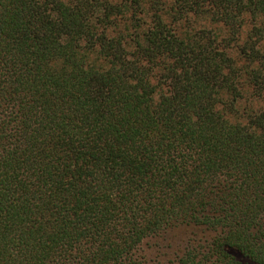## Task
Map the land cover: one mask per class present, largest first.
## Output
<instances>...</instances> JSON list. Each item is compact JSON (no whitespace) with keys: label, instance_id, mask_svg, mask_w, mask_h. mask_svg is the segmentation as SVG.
<instances>
[{"label":"trees","instance_id":"16d2710c","mask_svg":"<svg viewBox=\"0 0 264 264\" xmlns=\"http://www.w3.org/2000/svg\"><path fill=\"white\" fill-rule=\"evenodd\" d=\"M180 229L167 264H264V0H0V264Z\"/></svg>","mask_w":264,"mask_h":264},{"label":"rangeland","instance_id":"374dc122","mask_svg":"<svg viewBox=\"0 0 264 264\" xmlns=\"http://www.w3.org/2000/svg\"><path fill=\"white\" fill-rule=\"evenodd\" d=\"M186 239V231L184 229L174 230L170 237L166 239H151L144 244V252L148 258L153 260L152 264L162 262L167 264L174 255V251H178ZM170 259V260H169Z\"/></svg>","mask_w":264,"mask_h":264}]
</instances>
